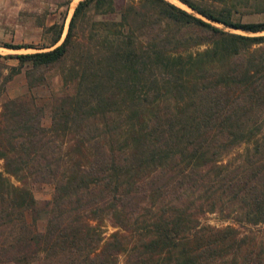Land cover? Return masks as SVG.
I'll return each instance as SVG.
<instances>
[{"label": "trees", "instance_id": "1", "mask_svg": "<svg viewBox=\"0 0 264 264\" xmlns=\"http://www.w3.org/2000/svg\"><path fill=\"white\" fill-rule=\"evenodd\" d=\"M180 1L192 11L78 0L61 42L58 32L3 55L18 64L0 95L25 64L30 88L49 82L32 70L50 65L62 86L49 125L32 92L1 100V261L264 264V18ZM90 13L100 16L94 31L73 44L75 21ZM32 182L51 183V197L37 199ZM206 212L222 223L203 221Z\"/></svg>", "mask_w": 264, "mask_h": 264}, {"label": "rangeland", "instance_id": "2", "mask_svg": "<svg viewBox=\"0 0 264 264\" xmlns=\"http://www.w3.org/2000/svg\"><path fill=\"white\" fill-rule=\"evenodd\" d=\"M78 0H0V85L4 78L9 76V66L17 65L16 58L3 56L7 53L25 52L36 50L41 45L50 44L54 37L61 32L59 43L69 27L70 17L74 6ZM190 11L192 9L180 0H170ZM231 4L234 14L242 17L243 20H255L264 18V12H258L257 7L264 0H218ZM99 14L90 13L77 18L72 28L73 44L84 43L83 40L77 41L79 36L83 37L93 32L95 20L99 19ZM222 25V23H217ZM227 29L244 32L241 29H235L225 26ZM264 33V30L261 31ZM22 44L20 48L8 47L7 44ZM28 45L27 47H25ZM47 48V47H46ZM29 65L21 66L19 72L14 73L5 83V91L0 95V104L4 96H15L32 92L37 99L43 103L42 121L45 125L51 122V91H58L62 86V76L59 65L41 66L32 70V79L43 76L49 81L44 84H34L29 87L27 79V69ZM31 79V78H30ZM243 150V145L236 146L225 155V159L238 155ZM3 168V159L0 158V169ZM32 191L39 200L50 198L53 192V185L49 182H32ZM220 214L217 212H206L202 220L209 223H222ZM106 233L112 231L115 227L106 219L104 222ZM123 255L119 256V263L122 262ZM0 264H11L0 260Z\"/></svg>", "mask_w": 264, "mask_h": 264}, {"label": "water", "instance_id": "3", "mask_svg": "<svg viewBox=\"0 0 264 264\" xmlns=\"http://www.w3.org/2000/svg\"><path fill=\"white\" fill-rule=\"evenodd\" d=\"M183 3V2H182ZM185 4V3H184ZM188 6V5H187ZM189 7V6H188Z\"/></svg>", "mask_w": 264, "mask_h": 264}]
</instances>
